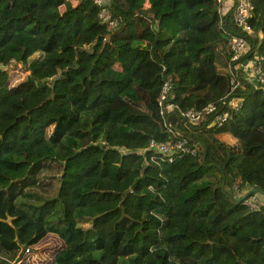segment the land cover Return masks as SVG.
Wrapping results in <instances>:
<instances>
[{"label": "trees", "instance_id": "1", "mask_svg": "<svg viewBox=\"0 0 264 264\" xmlns=\"http://www.w3.org/2000/svg\"><path fill=\"white\" fill-rule=\"evenodd\" d=\"M249 1L244 34L221 0H103L114 25L93 0H0V264L49 233L45 264H264V199L243 201L264 194V0ZM254 54L262 82L233 67ZM179 139L194 150L148 147Z\"/></svg>", "mask_w": 264, "mask_h": 264}, {"label": "built area", "instance_id": "2", "mask_svg": "<svg viewBox=\"0 0 264 264\" xmlns=\"http://www.w3.org/2000/svg\"><path fill=\"white\" fill-rule=\"evenodd\" d=\"M93 1L99 5L98 17L102 21L107 22L109 25L116 24V19L111 18L109 14L107 13L106 9L103 7V3H104L103 0H93ZM226 2L228 5L227 9H230L231 18H232L233 23L236 26H238L244 32V34L251 33L250 26L247 23V19L251 14V9H252V4L250 3V1L249 0H226ZM135 14H137L142 21H145L147 23L146 24L147 26L143 25V23L141 22H136L133 18L134 22H136L137 24L145 28H150V23L146 18L140 16L138 13H134L133 15ZM228 47L233 52L234 56H237L238 54H242V53L249 51V46H248L247 40L244 35H231L228 38ZM260 58L261 56L254 54L252 59L235 64L233 65V67L242 68L245 79L249 80L252 78L253 79L256 78L258 82H262L263 73L260 67V61H259ZM239 82L240 81L238 78H235L231 75L229 78V83H230L229 90H231L233 87L238 85ZM169 88H170L169 82L164 81L160 87V91L158 95V104H160L163 101ZM223 96H225V94H222L218 98L221 99V97ZM237 101L238 99L234 98L230 100L228 104L229 106L232 107L236 104ZM166 106H169V105L166 104ZM214 109H215L214 103L210 102V103L205 104L202 108H199V109L198 108H188L182 112V115H184L190 122H193L198 118V116L202 112L210 113ZM228 116H229V112L227 110H223L222 112L216 113L213 116V120L211 123L220 125L222 124L223 121L227 119ZM148 147L157 152H160L166 155L168 158H170V155L173 152H175L177 149L185 150L189 152H192L194 150L193 148H187V146L184 144V140L182 139L176 140L174 142L169 141V140H165L161 142H153L152 140H150L148 142ZM254 199H255V196L250 195L244 198L243 201L244 203L253 206ZM30 249H31L30 246H22L21 251L18 254V256L12 260H8V262L10 264H21L20 261L24 253H28Z\"/></svg>", "mask_w": 264, "mask_h": 264}, {"label": "rangeland", "instance_id": "3", "mask_svg": "<svg viewBox=\"0 0 264 264\" xmlns=\"http://www.w3.org/2000/svg\"><path fill=\"white\" fill-rule=\"evenodd\" d=\"M134 18V15H132ZM191 38H189L190 40ZM34 54L33 56H35ZM14 69H17L18 75L16 77H20L23 74L20 67L18 65H14ZM11 82L14 81L13 74H11ZM213 98L214 95L211 94ZM61 240L54 234L49 233L44 238H42L39 242L30 246V251L28 253H24L21 258V264H45L51 259L53 252L60 246ZM120 262L126 263V259L124 257H119Z\"/></svg>", "mask_w": 264, "mask_h": 264}, {"label": "crops", "instance_id": "4", "mask_svg": "<svg viewBox=\"0 0 264 264\" xmlns=\"http://www.w3.org/2000/svg\"><path fill=\"white\" fill-rule=\"evenodd\" d=\"M227 7H228V5H227L226 0H221L220 10L224 11V10L227 9ZM254 196H255L256 200L262 201L264 199V194L263 193H261V194L255 193Z\"/></svg>", "mask_w": 264, "mask_h": 264}, {"label": "water", "instance_id": "5", "mask_svg": "<svg viewBox=\"0 0 264 264\" xmlns=\"http://www.w3.org/2000/svg\"><path fill=\"white\" fill-rule=\"evenodd\" d=\"M244 196H246V194H244Z\"/></svg>", "mask_w": 264, "mask_h": 264}]
</instances>
